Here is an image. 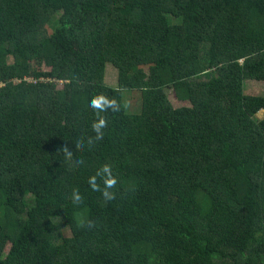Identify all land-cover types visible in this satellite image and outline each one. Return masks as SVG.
I'll use <instances>...</instances> for the list:
<instances>
[{"label": "trees", "instance_id": "16d2710c", "mask_svg": "<svg viewBox=\"0 0 264 264\" xmlns=\"http://www.w3.org/2000/svg\"><path fill=\"white\" fill-rule=\"evenodd\" d=\"M92 60L116 86L79 79ZM248 80L264 81V0H0V264H264ZM99 93L120 110L89 146ZM81 138L76 167L58 146ZM105 163L107 202L88 185Z\"/></svg>", "mask_w": 264, "mask_h": 264}, {"label": "clouds", "instance_id": "9594fccd", "mask_svg": "<svg viewBox=\"0 0 264 264\" xmlns=\"http://www.w3.org/2000/svg\"><path fill=\"white\" fill-rule=\"evenodd\" d=\"M89 107L95 114V119L91 124V129L95 133L94 137L87 138V144L93 145L96 141L104 139V129L108 127V120L103 113H107L109 110L112 112H118L120 105L115 97H109L103 93H99L91 97L89 101ZM85 146V140L83 138L74 142V147L65 143L62 146H58V152L63 153L65 160L73 162L74 151H83ZM74 166L79 167L84 163L82 159H77L74 162ZM99 178V181H98ZM118 181L116 176L113 175L112 166L110 164H103L96 172L89 176L88 185L94 192L101 193L103 199L112 201L116 198L115 192L112 191L117 185ZM72 202L75 205H80L84 202L83 196L80 194L79 189H73ZM90 226L93 221L87 222Z\"/></svg>", "mask_w": 264, "mask_h": 264}, {"label": "rangeland", "instance_id": "374dc122", "mask_svg": "<svg viewBox=\"0 0 264 264\" xmlns=\"http://www.w3.org/2000/svg\"><path fill=\"white\" fill-rule=\"evenodd\" d=\"M56 22L52 21L48 25V31L49 33L53 32V30L56 27ZM87 42L90 44V39L87 40ZM91 45V44H90ZM92 47V46H91ZM91 59H97V58H92ZM93 64H96L95 61H87L86 65H82L84 70L79 74V79L80 80H90V81H98V82H105L110 86H116L117 85V70L110 64H105L103 67H98V63L94 67ZM90 65V66H89ZM44 69H47V67H42ZM58 88H61V83L59 84ZM244 91L246 94H257V95H264V81H252L248 80L246 84L244 85ZM166 95L168 96L169 100L172 101L174 106H180V105H188L189 103L187 101H182L177 99L175 93H174V88L173 87H166L165 90ZM138 95L137 93H133L130 96L131 103L135 102L136 96ZM127 99L129 96L126 97ZM133 105V104H132ZM257 117L261 118L264 115V111L260 110L256 113ZM66 234L69 235V230L66 228L65 229Z\"/></svg>", "mask_w": 264, "mask_h": 264}, {"label": "built area", "instance_id": "2783aa9c", "mask_svg": "<svg viewBox=\"0 0 264 264\" xmlns=\"http://www.w3.org/2000/svg\"><path fill=\"white\" fill-rule=\"evenodd\" d=\"M2 85H0V87H1Z\"/></svg>", "mask_w": 264, "mask_h": 264}]
</instances>
